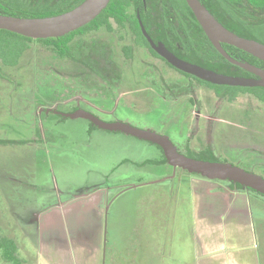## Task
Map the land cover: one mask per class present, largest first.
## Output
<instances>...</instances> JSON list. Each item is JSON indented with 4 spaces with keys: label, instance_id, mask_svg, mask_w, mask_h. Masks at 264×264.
I'll list each match as a JSON object with an SVG mask.
<instances>
[{
    "label": "rangeland",
    "instance_id": "1",
    "mask_svg": "<svg viewBox=\"0 0 264 264\" xmlns=\"http://www.w3.org/2000/svg\"><path fill=\"white\" fill-rule=\"evenodd\" d=\"M260 37L264 42V35ZM112 45L120 52L119 45ZM84 70L37 42L19 65L0 62V235L16 240L25 264H40L48 239L53 238L52 255L66 243L70 249L76 244L67 230L73 224L64 222L59 206L86 204L89 199L84 198L102 190L107 200L100 236L102 264H184L187 255L191 260L193 241L190 179L201 176L175 170L155 144L94 128L83 118L47 112L68 114L79 108L106 123H126L168 137L186 156L209 151L206 160L264 178V103L251 94L233 103L220 101L200 85L190 94L195 106L170 96L158 74L140 67L124 69L123 83L109 90L103 87L107 92L98 96L93 90L99 89L98 82L89 80L93 78ZM152 76L156 98L148 109L145 98L155 90L148 84ZM260 94L264 96V91ZM253 194L259 199L254 206L262 233L264 198ZM92 208L96 211L94 204ZM57 210L59 215L47 230ZM82 224L79 242L89 255L94 241L89 222ZM0 264L8 263L0 258Z\"/></svg>",
    "mask_w": 264,
    "mask_h": 264
},
{
    "label": "trees",
    "instance_id": "2",
    "mask_svg": "<svg viewBox=\"0 0 264 264\" xmlns=\"http://www.w3.org/2000/svg\"><path fill=\"white\" fill-rule=\"evenodd\" d=\"M84 1L85 0H0V14L21 18L52 17L71 11ZM124 2L125 0H111L108 8L95 21L73 33L57 39L33 40L9 31L0 30V62L11 66L19 65L23 55L31 50V45L34 42H37L42 44L47 51L60 60H66L73 64L80 65L91 73H96L99 77L108 79L111 76L108 75V72H112L113 69L111 70L103 66V64L113 61V50L106 42L100 39H90V34L96 28L99 29L102 27L110 29V16H114L120 20L125 13L123 6ZM182 2L185 7L184 12L187 11L191 17V27L189 30L205 34L186 1L182 0ZM200 2L230 31L240 37L264 44V42L260 40V36L264 35V0H200ZM179 4L180 3H178L177 6L180 8ZM176 11L180 12L178 9H176ZM160 16L159 25L163 28L165 24L162 19V11L160 12ZM194 45L195 43L193 42V46ZM223 46L227 53L235 60L245 58L246 62L251 65L264 69L263 61L235 47L226 44ZM208 47L206 58L201 55V52L197 54L198 57H196L195 61L199 63V66L217 73L221 71L224 75H228L227 73L230 72H244L239 67L230 64L221 57L210 41L208 42ZM193 78L215 88L220 98L231 103L235 102L239 96L246 94H251L264 103V96L260 94V91H264V88L220 86L213 85L196 77ZM210 155L209 151H207L206 155L202 154L200 157H188L209 161L203 157ZM210 161L212 162V160ZM164 162H167L165 157ZM230 185L232 188L245 189L239 184L230 182ZM245 190L250 193H256L264 198L263 195L253 190ZM19 249V245L12 237L0 235V258L4 262L8 264H25V261L20 258Z\"/></svg>",
    "mask_w": 264,
    "mask_h": 264
},
{
    "label": "water",
    "instance_id": "3",
    "mask_svg": "<svg viewBox=\"0 0 264 264\" xmlns=\"http://www.w3.org/2000/svg\"><path fill=\"white\" fill-rule=\"evenodd\" d=\"M185 1L214 48L231 64L252 73L257 78L226 76L199 65L183 61L169 52L163 44L159 46L152 44L156 52L178 70L213 85L264 88V70L249 63L235 60L223 47V44L235 47L264 62V44L240 37L224 27L200 0ZM110 2L111 0H85L71 11L45 18H21L0 14V30L9 31L33 40L61 38L92 23L107 9ZM49 112H53L64 118H83L89 120L101 130L121 132L150 142L162 149L168 164L175 170L179 168L190 174H197L213 181H229L264 196L263 177L229 163L204 161L188 157L180 153L168 137L156 132L140 130L121 122L106 123L92 113L81 109L68 114L60 113L53 109H50L47 113Z\"/></svg>",
    "mask_w": 264,
    "mask_h": 264
},
{
    "label": "crops",
    "instance_id": "4",
    "mask_svg": "<svg viewBox=\"0 0 264 264\" xmlns=\"http://www.w3.org/2000/svg\"><path fill=\"white\" fill-rule=\"evenodd\" d=\"M190 181L193 241L191 260L187 255L184 264H264V221L261 233L258 229L260 213L254 206L259 199L245 189L232 188L231 185L203 177H191ZM104 195L103 192H96L84 198L89 199L86 204L75 201L59 206L64 222L66 219L68 225L69 221L73 224L67 230L72 239L73 236L76 238V244L70 249L66 243L58 255H52L50 247L53 238L48 239L44 242L46 254L40 264H102V214L107 202L103 199ZM93 204L96 211L92 208ZM72 207L74 214L70 210ZM58 215L57 210L45 226L47 230L53 227ZM87 222L94 241L90 244L93 252L89 255L83 251V242H79V237L84 236L82 223ZM87 229L84 228L88 232ZM61 238L66 239V235H61Z\"/></svg>",
    "mask_w": 264,
    "mask_h": 264
},
{
    "label": "flooded vegetation",
    "instance_id": "5",
    "mask_svg": "<svg viewBox=\"0 0 264 264\" xmlns=\"http://www.w3.org/2000/svg\"><path fill=\"white\" fill-rule=\"evenodd\" d=\"M178 3H180V8L179 6H177ZM123 6L125 9V13L120 20H118L114 16H110V29L102 27L99 29L96 28L90 34V39H100L101 41L106 42L113 50V61L103 64V66L110 68L111 70L113 69L112 72H108V75H111L110 78L104 79L102 77H99L96 73L93 74L81 66L86 70H84V74L93 78L89 80H96V82H98L96 86H98L97 88L99 89H93L94 92L96 91L95 93L98 96H104L102 95L103 91H105L106 93L110 88H117V86L123 83L124 69L130 71L134 68L136 69L140 67L145 72L148 71L153 75L158 74L160 77L159 80L164 86H166L169 95L173 96L174 98L177 97L179 99H188L191 103L196 104L195 106H197V101H195L193 99V96L190 94L193 90L192 87L197 89L201 85L206 86L208 89H211L218 100L227 101L219 97L215 88L201 83L193 78L195 76L187 74L173 67L166 59H164L156 52V49L152 45L154 44L155 46H159L163 44L165 48L169 52L174 54L177 58L189 63L196 62L195 59L196 57H198L197 54L199 52L202 53L201 55L203 57L206 56L209 48L208 42L210 40L203 33H200L198 31L193 32L192 30H189V28L191 27V17L187 13V11L184 12L185 7L182 0H125ZM176 9L180 10V12L176 11ZM161 11L162 19L165 24L163 25V28H161L159 25ZM102 32H104V35H100V33ZM105 36H108L109 39ZM112 42L114 45L120 46V52L116 49V47L112 45ZM193 42L195 43L194 46ZM218 54L223 57L219 52ZM237 61L248 63L246 62L245 58H240ZM195 64L199 65L198 62H196ZM243 71V73L230 72L227 73L228 75L226 76L257 78L252 73L247 72L246 70ZM222 73L223 72L220 71V74ZM174 75H179V77H173ZM171 79L178 80L179 82L174 83ZM149 80L150 83L148 84H151L153 87H155V90H152L151 94L153 96L149 95L145 98L148 109H150V106H148V104L151 105V102L155 101L157 85L156 78L154 76L149 77ZM105 86L108 88L107 90L103 88ZM149 88L150 87L142 88L137 90V92L138 94L145 93V89ZM77 110H79V108L74 109L73 112ZM197 112H195V114ZM204 118L205 116L203 117V119ZM197 120L200 121L202 119L200 118ZM95 127L96 126H94V128ZM208 141L209 140H207L206 143H208ZM208 149L210 148L208 147ZM97 192H102V190H99Z\"/></svg>",
    "mask_w": 264,
    "mask_h": 264
}]
</instances>
